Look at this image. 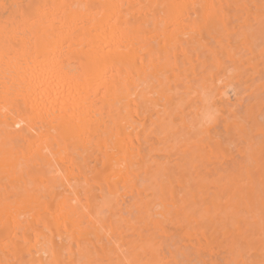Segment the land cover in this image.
Instances as JSON below:
<instances>
[{
    "label": "bare ground",
    "instance_id": "1",
    "mask_svg": "<svg viewBox=\"0 0 264 264\" xmlns=\"http://www.w3.org/2000/svg\"><path fill=\"white\" fill-rule=\"evenodd\" d=\"M0 264H264V0H0Z\"/></svg>",
    "mask_w": 264,
    "mask_h": 264
},
{
    "label": "snow or ice",
    "instance_id": "2",
    "mask_svg": "<svg viewBox=\"0 0 264 264\" xmlns=\"http://www.w3.org/2000/svg\"><path fill=\"white\" fill-rule=\"evenodd\" d=\"M17 127H19V125H17Z\"/></svg>",
    "mask_w": 264,
    "mask_h": 264
}]
</instances>
